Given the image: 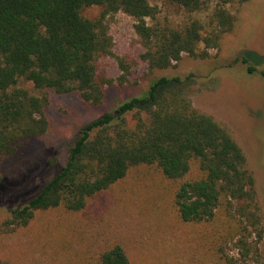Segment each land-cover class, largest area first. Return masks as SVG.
I'll use <instances>...</instances> for the list:
<instances>
[{"label": "trees", "instance_id": "trees-1", "mask_svg": "<svg viewBox=\"0 0 264 264\" xmlns=\"http://www.w3.org/2000/svg\"><path fill=\"white\" fill-rule=\"evenodd\" d=\"M164 1L184 18L161 19L150 0H0V163L49 129L48 94L31 93L21 80L42 92L77 93L92 105L104 102L105 86L113 80L100 75L99 60L114 55L110 16L123 12L135 20L141 59L153 73L173 67L184 54L207 59L234 30L236 18L227 6L249 0H217L213 7L214 0ZM92 6L103 7L98 19L83 14ZM208 10L209 19H201ZM240 60L250 74L260 65H250V55ZM120 66L122 84L130 70ZM201 80L194 74L157 77L141 95L83 126L65 164L50 160L51 178L34 198L9 212L0 232L28 226L41 211L81 212L132 168L148 165L178 183L173 199L184 222L219 228L209 232L222 264H264V210L255 173L231 131L194 107L191 95ZM86 264L131 263L115 244L98 263Z\"/></svg>", "mask_w": 264, "mask_h": 264}, {"label": "rangeland", "instance_id": "rangeland-1", "mask_svg": "<svg viewBox=\"0 0 264 264\" xmlns=\"http://www.w3.org/2000/svg\"><path fill=\"white\" fill-rule=\"evenodd\" d=\"M150 2L158 7L161 19L177 22L184 18L164 0ZM216 3L214 0L212 7ZM227 9L236 18L234 30L224 36L218 49L209 51L207 59L184 54L173 67L153 73L141 59L143 47L135 20L123 12L110 16L114 55L99 60V73L113 83L105 86V100L100 105L86 103L77 93L42 92L32 82L21 80L20 86L31 93L48 94L49 129L0 163V223L11 210L39 193L55 171L49 165L53 157L65 164L68 148L83 126L141 95L157 77L185 79L190 74L202 79L191 95L194 107L220 121L242 146L255 173L264 210V0L229 4ZM102 12L103 7L92 6L83 14L95 20ZM210 13L208 10L199 17L207 21ZM243 55L251 56L254 62L250 65L260 64L254 74L248 72V65L236 61ZM121 62L130 70L122 84ZM177 186L156 166L132 168L81 212L63 208L41 211L28 226L0 232V262L98 263L103 251L119 244L131 264H222L210 234L219 228L184 222L173 199Z\"/></svg>", "mask_w": 264, "mask_h": 264}]
</instances>
